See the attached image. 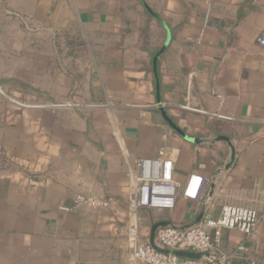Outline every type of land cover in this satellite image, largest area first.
<instances>
[{"label": "crops", "instance_id": "crops-1", "mask_svg": "<svg viewBox=\"0 0 264 264\" xmlns=\"http://www.w3.org/2000/svg\"><path fill=\"white\" fill-rule=\"evenodd\" d=\"M10 20L45 32L41 46L36 36L18 42L28 43L29 57L44 55L45 71H58L67 92L77 93H65L60 106L48 89L0 77L11 81L1 86L8 95L19 99L26 88L31 103L0 94V264H125L131 223L141 243L163 220L153 216L193 223L202 201L179 198L172 210L130 215L138 158L170 156L179 183L190 173L210 177L214 214L222 204L264 212V48L257 42L264 0H0V25ZM160 21L170 41L156 79L152 53L166 36ZM8 38L1 34L0 50L21 56L22 45L15 50ZM75 54L90 69L72 78L54 58ZM157 92L165 114L198 142L165 121ZM76 194L108 205L63 211ZM220 249L225 264H264V221L251 236L223 229Z\"/></svg>", "mask_w": 264, "mask_h": 264}, {"label": "built area", "instance_id": "built-area-1", "mask_svg": "<svg viewBox=\"0 0 264 264\" xmlns=\"http://www.w3.org/2000/svg\"><path fill=\"white\" fill-rule=\"evenodd\" d=\"M258 44L264 48V33L258 37ZM137 171L130 176L131 193L128 200L130 215L135 219L138 209L172 210L179 198L189 201H202V217L196 223L187 225L168 223L155 234L154 243L171 251H190L216 257L223 263L229 256L220 249V234L223 229H237L245 235L255 233L259 222L264 221V212L249 206L222 204L217 214L209 210L210 194L207 185L210 177L190 173L183 183L173 178V159L162 155L157 158H138L134 161ZM108 205V200L76 194L63 211L74 208H100ZM130 239L134 243L125 264H212L206 257L199 259L183 258L173 253H163L154 249L148 242H138L135 222L129 227ZM237 250L244 249L238 245ZM254 264V262H251Z\"/></svg>", "mask_w": 264, "mask_h": 264}, {"label": "rangeland", "instance_id": "rangeland-1", "mask_svg": "<svg viewBox=\"0 0 264 264\" xmlns=\"http://www.w3.org/2000/svg\"><path fill=\"white\" fill-rule=\"evenodd\" d=\"M38 29L37 26H22L19 24H14L12 22V20L9 21V23L7 25H0V36L1 34H6L9 36L8 40L11 41L10 43H14L15 45V50L17 49V45L21 44V48L23 50V52L25 51V44L28 43H19L18 39L22 37V40H25L23 37H34L36 36V41L34 44H37L38 46H41L42 44H44V34L45 32H42L40 30H36ZM1 45V42H0ZM12 45V44H11ZM12 47H9L8 49L5 48L3 49L4 51L0 50V77H8V76H17L19 78H21L24 82L29 83L31 82L33 84V86L35 85L36 87H39L41 89H48L49 94L51 95V97H53L56 100H60L61 103H59L60 106H66V100H64L65 98V93H69L70 96H74L76 95L77 91L76 89H72V90H68L67 92V88L62 85L60 77L61 75H59L58 71H55L50 73L45 71L44 68V61L45 56H28L26 52H24L23 54H21V56H19V54L17 53V50L14 52V54L11 51ZM31 49V48H30ZM42 53V52H41ZM15 55V57H14ZM37 57V58H35ZM60 57H56L54 58V60H59L64 62V67L63 69L66 70H71L68 71L70 77L72 78H76L77 75V71L83 73V69H90V67H85V62H83L81 59L75 56H70V58L66 59V58H62L59 59ZM35 59V61H34ZM33 60V61H32ZM79 69V70H77ZM87 76L89 80H91V76L88 72H84V77ZM83 83L86 84V79L85 82L83 81ZM38 93V92H37ZM0 94L5 95L8 98H11L14 100V102L16 104H18L19 106H28L31 103L29 102V96L26 98V100H20V99H15L13 97H11L10 95H8L4 88H2L0 86ZM39 94V93H38ZM35 94H33L34 96ZM36 96V95H35ZM34 96V97H35ZM64 100V101H62ZM167 219V213H162L159 214L157 216H153V219Z\"/></svg>", "mask_w": 264, "mask_h": 264}, {"label": "water", "instance_id": "water-1", "mask_svg": "<svg viewBox=\"0 0 264 264\" xmlns=\"http://www.w3.org/2000/svg\"><path fill=\"white\" fill-rule=\"evenodd\" d=\"M144 6L146 7V9L150 11V9L146 6V4L143 1ZM166 30V36H165V40L163 42V44L161 45V47L157 50V52L155 53V55L152 58V69L154 72V75L157 79V59L158 57L164 52L165 48L167 47L169 41H170V31L169 29L166 27V25L160 21ZM156 89L158 90V82L156 80ZM156 101H157V105L159 106L163 117L165 119V121L170 125V127L176 131V133H178L181 137H183L184 139L191 141V142H198V139L193 138L188 136L182 129H180V127L178 125H176L164 112L163 108L161 107V101L159 98V94L158 92L156 93ZM218 139H222L225 140L227 143H229V139L227 137H218ZM234 159V153H231V162L228 164V166L232 163ZM213 188V185L210 186V191L209 194L211 193ZM202 217V213L195 219V221L193 223L198 222ZM168 224L167 220H158L155 221L151 224L150 229H149V236H148V242L149 244L156 249L157 251L163 252V253H173L174 255L178 256V257H183V258H190V259H199L202 257H206L212 264H225L223 262H221L219 259H217L216 257L213 256H209L208 254H204V253H195V252H190V251H180V250H175V251H171L169 249H164V248H160L158 247L155 243H154V238H155V234L156 231L160 228L163 227L165 225Z\"/></svg>", "mask_w": 264, "mask_h": 264}, {"label": "trees", "instance_id": "trees-1", "mask_svg": "<svg viewBox=\"0 0 264 264\" xmlns=\"http://www.w3.org/2000/svg\"><path fill=\"white\" fill-rule=\"evenodd\" d=\"M147 17H148V20H146V22H145V24H143L142 25V27H141V29H142V34L144 35V36H148L149 35V33H150V26H149V19L150 18H152L153 17V15L152 14H150V13H147ZM156 53V51H153V55ZM11 81H9V80H6V79H2V80H0V86H3L4 84H6V83H10ZM11 86L12 87H14L12 84H11ZM24 88V87H23ZM27 89L26 88H24V89H21V93H22V96L19 98L20 100H25V98L23 97V96H25V94L27 93ZM9 92V91H8ZM9 94V93H8ZM165 220H167L168 221V223H171V219H165ZM153 222H155V221H153Z\"/></svg>", "mask_w": 264, "mask_h": 264}]
</instances>
